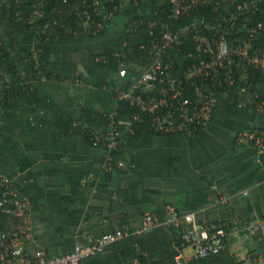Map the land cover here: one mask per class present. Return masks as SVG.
Segmentation results:
<instances>
[{
	"label": "crops",
	"instance_id": "0c3cea01",
	"mask_svg": "<svg viewBox=\"0 0 264 264\" xmlns=\"http://www.w3.org/2000/svg\"><path fill=\"white\" fill-rule=\"evenodd\" d=\"M77 40L93 41L91 36ZM106 42L98 43L103 45L99 46L102 51L111 50ZM41 80L42 89L50 91L47 85L52 81ZM70 83L64 84L69 87ZM68 92L53 91L61 104L71 98L67 104L72 107L73 89ZM229 94L220 95L211 123L193 137L144 133L125 143L133 134L123 131V144L111 153L112 169L106 168L107 149L94 147L79 132L60 134L53 127L54 116L34 127L28 123L27 113L20 112L21 107L1 115L0 177L11 180L26 202L32 237L29 248L64 255L77 241L88 243L119 228L124 219L131 227L142 228L159 207L171 206L194 213L200 224L217 222L238 229L230 254L243 264H263L264 234L249 233L247 226L264 215V152L238 137L263 126L264 121L253 109L235 104V91ZM119 162L126 167L119 168ZM223 198L228 199L227 204L220 203ZM125 264L143 263L133 260Z\"/></svg>",
	"mask_w": 264,
	"mask_h": 264
},
{
	"label": "built area",
	"instance_id": "2783aa9c",
	"mask_svg": "<svg viewBox=\"0 0 264 264\" xmlns=\"http://www.w3.org/2000/svg\"><path fill=\"white\" fill-rule=\"evenodd\" d=\"M62 2L74 11L85 27L92 26L94 34L108 30L109 22L118 10L123 12L131 3V9L136 10L149 4L148 1L141 4L139 0H128L124 5L121 0L111 11L106 5L101 7L102 0ZM169 2L172 7L167 21H150L148 24L150 36L141 46L149 51L148 65L132 73L126 68L119 71L124 87H115L116 103L108 125L99 129L82 127L89 133L94 147L108 150V169L115 166L111 153L118 151L123 144V131L135 134L137 127L143 126L159 136L190 138L197 135L211 123L220 104L221 90L240 87L235 92L238 107L255 109L264 121V96L256 99V91L248 85L251 70L259 71L264 80V0H249L238 4L234 10L225 0ZM95 15H103V22L95 19ZM182 18L191 20L178 27L177 23ZM186 39V43L194 45L195 51L185 56L193 65L177 71L174 60L181 56L179 47ZM172 51L175 52L172 54ZM124 102L133 110L132 121L126 123L119 117L121 103ZM77 124L80 125L76 123V128ZM244 140L251 141L260 152H264V125L241 133L238 141ZM117 166L126 167L123 162ZM243 193L249 194L248 190ZM0 194V207L6 205L3 210L7 214L17 212L16 217L21 218L18 227L0 231V264H81L84 259L105 252L112 244L160 226L151 218L146 219L142 228L122 224L88 243L77 241L67 254L49 255L44 250L29 248L32 237L26 217V202L19 197L14 183L2 176ZM227 202V198L220 200L221 204ZM10 205H15L16 209ZM167 214L164 225L180 231V235L176 234L179 252L175 256V264H190L192 260L227 251L238 233V229H230L223 223L200 224L194 213H184L175 207L169 206ZM247 231L264 234V215L250 222Z\"/></svg>",
	"mask_w": 264,
	"mask_h": 264
},
{
	"label": "trees",
	"instance_id": "16d2710c",
	"mask_svg": "<svg viewBox=\"0 0 264 264\" xmlns=\"http://www.w3.org/2000/svg\"><path fill=\"white\" fill-rule=\"evenodd\" d=\"M139 1L141 4L145 1L149 2V12L145 15L138 14L140 17H135L130 21H127V18L122 30L117 31L114 48L96 53L93 56L96 67L109 74L107 76L111 77L114 83L111 82V79H105L98 81L96 86L91 87L85 82L86 78L82 74L76 78L74 75L62 76L55 71H50L53 49L59 42H71L83 36H91L93 41H98L106 35V29L94 34L91 29L92 26L85 27L81 19L70 7L64 5L62 0H0V18L11 23L15 31L23 30L39 43L37 49L31 53H26L17 45L16 40H11V44L7 46L0 36V117L10 109L17 112L21 107L20 112L27 113V121L34 127L40 126L47 122L50 116H54L53 127L60 134L69 136L74 132H79L87 140L90 139L89 133L82 129L83 126L94 127L95 129L107 126L108 118L116 103L115 87H124V80L119 77V71L126 68L132 73L148 65L149 51L141 47L150 36L148 24L150 21L158 20H161L162 23L166 22L171 12L172 5L169 0ZM225 1L234 10L238 4L249 0ZM120 2L121 0H114V2L104 0L103 4L113 11ZM132 5L133 3L126 7L125 12L130 11ZM122 13L118 10L109 24L111 25L113 21L120 18ZM94 18L103 22V15H95ZM190 20L182 18L177 26H184V23ZM186 41L187 39L183 46L179 47L182 49L181 56L174 60L177 71L193 65L191 59L185 56L187 53L195 51L194 45L188 44ZM24 68L33 73L30 83L22 76ZM251 71V79L248 85H251V88L256 91V99L260 100L264 96V80L259 71ZM43 77L47 81H52L47 85L51 88L50 91L42 89L41 78ZM79 79L81 80L79 81ZM67 80L71 82L69 87L64 84ZM55 81L60 84L62 91L68 92L69 89L75 88L72 107L67 104L71 98L62 104L58 102L57 95L53 93L57 86ZM239 88L221 90L219 93L225 95L230 92L231 94V91L236 92ZM76 98L80 102L75 103ZM235 104L237 105V101ZM132 113L133 110L127 102L121 103L119 117L123 123L132 121ZM76 123L80 124H77V128L75 127ZM144 133L153 134L147 128L140 126L137 127L135 134L127 137L125 143L136 141ZM1 199L2 194H0V201ZM4 207L7 206L0 207V231L2 232L13 229V225L21 222L18 217L7 214L3 210ZM10 208L16 209V206L10 205ZM167 217L166 206L159 207L151 214L150 218L160 226L148 229L142 235L131 236L112 244L107 247L105 252L86 258L81 264L89 261H100L102 264H125L126 261L133 260H139L143 264H175V256L179 252L177 249L179 237L176 234L180 235V231L177 228L164 225ZM124 221L123 224L131 226L130 223L126 222L127 220L124 219ZM190 264H243V261L237 260L227 250L218 255L192 260Z\"/></svg>",
	"mask_w": 264,
	"mask_h": 264
},
{
	"label": "rangeland",
	"instance_id": "374dc122",
	"mask_svg": "<svg viewBox=\"0 0 264 264\" xmlns=\"http://www.w3.org/2000/svg\"><path fill=\"white\" fill-rule=\"evenodd\" d=\"M103 2L104 0H102L101 7L104 6ZM123 3L124 5H127L128 0H123ZM138 9H140V12L139 10L136 9H131L130 11L127 12H125L124 10L120 18H117L115 20L118 23L116 24L117 26L113 27L115 21H113L111 25L109 24L110 26L107 30L105 37L99 39L98 41H95L97 44L96 43L93 44L94 41H90V44L81 43L78 42L79 40L66 42V43L64 42L57 43L53 49V61L50 67V71L59 72L61 75H67V74L74 75L76 76V78L80 76L81 73H83L84 77L86 78L85 82L88 85H94L101 80L111 79V77L107 76L109 74L99 70L93 62L94 54L99 53L100 51H102L103 48V45H100L98 43L101 42V40L106 39L107 42L105 44L109 46L108 49H113L114 43L116 41L113 39L117 38L116 37L117 31H119L120 29L122 30L123 24L125 23L126 19L128 18L127 21H130L132 20V18L130 17H134L138 14L145 13V11L149 10V4L147 5V9H145L144 7L142 9L139 7ZM0 36L6 42L7 46L11 44L10 41L12 39L16 40V42L18 43L17 45H19L26 53H31V51L37 49L39 45V43L33 40L28 33H26L23 30L19 32L15 31L11 23L1 18H0ZM99 46H102V48ZM90 47H97V48H90ZM22 76L24 77V79L29 80L30 78H33V73L27 68H24L22 70ZM80 80L81 79H79V81ZM111 82L114 83L112 79ZM55 90L62 91V88L60 87V85H57ZM71 93L72 92H68V95H71ZM73 93H75V88L73 89ZM20 214L21 213H19V215ZM16 215L17 212H14L12 214L13 217H15ZM19 224L20 223H18V225ZM16 225L17 224L13 225L12 227Z\"/></svg>",
	"mask_w": 264,
	"mask_h": 264
}]
</instances>
